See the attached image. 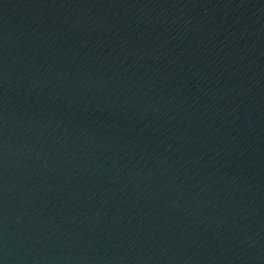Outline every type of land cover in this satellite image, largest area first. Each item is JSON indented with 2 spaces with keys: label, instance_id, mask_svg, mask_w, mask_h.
<instances>
[{
  "label": "water",
  "instance_id": "1",
  "mask_svg": "<svg viewBox=\"0 0 264 264\" xmlns=\"http://www.w3.org/2000/svg\"><path fill=\"white\" fill-rule=\"evenodd\" d=\"M0 264H264V0H0Z\"/></svg>",
  "mask_w": 264,
  "mask_h": 264
}]
</instances>
